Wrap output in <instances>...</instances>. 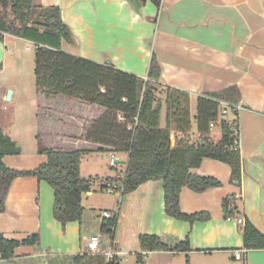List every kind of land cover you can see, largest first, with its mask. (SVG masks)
<instances>
[{
	"label": "crops",
	"instance_id": "obj_1",
	"mask_svg": "<svg viewBox=\"0 0 264 264\" xmlns=\"http://www.w3.org/2000/svg\"><path fill=\"white\" fill-rule=\"evenodd\" d=\"M34 1L60 8L62 20L77 41L75 46L62 42L61 48L66 52L109 63L142 78L146 77L155 53L161 69V90L171 87L188 93L189 106L191 94L198 97L231 85H236L240 92L237 105L241 110L237 113L232 109L236 118L233 121L238 122L240 181L232 180L230 166L216 159L204 158L198 167L190 168L191 173L214 177L221 183L203 192L182 187L181 211L206 212L208 216L193 222L165 213L160 180L140 184L127 193L115 211L117 220L110 234L113 246L117 245L116 232L124 221L130 236H124V227L118 236L124 245L132 242L133 250H127L134 254L132 264H139L136 254L141 251V234L166 235L180 241L188 236L190 245L186 253L171 249L143 252L141 264H264V249L246 250L241 231L249 220L264 234V0H162L160 9L149 0ZM32 44L31 40L10 34L0 39V105L3 110L6 108L8 90L12 92L9 102L13 104L9 115L0 114V129L4 132L8 115L11 124L7 135L21 150L18 155L4 156V163L14 169L32 170L45 162L46 155L38 152L39 135L45 146L84 150L82 158L91 161L113 153L123 169L112 177H123L128 153L84 138L88 127L105 109L64 96L48 99L38 92L34 67L32 74L29 71L34 55L26 54L30 48L35 50ZM159 100L160 119L165 127L163 94ZM214 128L216 125L210 128V137L217 142L220 138L212 132ZM195 134L197 138V131ZM225 197H231L232 218H224ZM53 201V189L44 180L19 176L12 181L5 209L0 212V233L15 240L38 233L39 245L17 246L11 259L0 256V264H39L51 253L86 251L82 242L89 238L85 235L89 225L104 234V217L90 222L82 216L81 222H67L62 227L53 216ZM238 218L243 223H238Z\"/></svg>",
	"mask_w": 264,
	"mask_h": 264
},
{
	"label": "trees",
	"instance_id": "obj_2",
	"mask_svg": "<svg viewBox=\"0 0 264 264\" xmlns=\"http://www.w3.org/2000/svg\"><path fill=\"white\" fill-rule=\"evenodd\" d=\"M144 3L147 0H139ZM158 9L162 0H149ZM10 34L31 40L37 44L34 50V75L37 91L46 98L57 96L95 104L105 109L104 114L93 121L85 133V140L109 146L113 151L127 152L128 160L123 177H108L105 181H123V194L130 193L144 182L160 180L164 193L165 213L175 219L193 222L206 220V212L183 213L179 205L183 186L195 192H203L221 183L214 177L191 173L204 158L227 163L231 179L240 181V153L235 149L237 120L229 123L219 120L220 101L237 105L240 92L236 85L198 96L194 117L198 136L192 140V122L189 113V95L179 89L166 87L161 90L160 64L152 53L147 80L133 73L101 64L62 50V42L77 44L68 25L62 20L58 6H42L34 0H0V39ZM164 95L166 124L160 126L161 101ZM234 110V109H233ZM210 123L221 130L219 141L210 137ZM38 152L46 155V161L32 170H18L7 166L3 157L20 154V147L0 129V212L12 181L19 176H34L46 181L53 189V216L62 227L67 222H81L84 207L82 194L90 191L95 180L80 173L84 150H64L47 147L36 136ZM103 181V182H105ZM231 197L222 202L224 218H232ZM117 214L102 223L101 231L112 234ZM246 250L264 249V234L251 221L241 228ZM142 263L143 252L156 250H190L188 236L179 240L171 236L141 234L138 237ZM20 245L38 248L39 234L32 233L22 240L7 239L0 233V256L9 260ZM50 253V252H49ZM39 264H114L106 262L101 254L88 251L51 253Z\"/></svg>",
	"mask_w": 264,
	"mask_h": 264
},
{
	"label": "rangeland",
	"instance_id": "obj_3",
	"mask_svg": "<svg viewBox=\"0 0 264 264\" xmlns=\"http://www.w3.org/2000/svg\"><path fill=\"white\" fill-rule=\"evenodd\" d=\"M35 3V1H34ZM26 54L29 55L30 57H33L34 55V49L30 48L29 50H26ZM34 67V63H32L31 69L29 68L30 73L32 74V68ZM27 68V67H26ZM28 71V69H27ZM33 79V78H32ZM191 104L189 106V113L191 117V122H192V129H191V138L192 140L196 139V127H195V122H194V117L196 115V108H197V101L194 100L196 99L197 96L191 94ZM163 99V98H161ZM6 108L3 110V106L0 105V114L4 113L9 115V112L12 111L13 104L7 100L6 102ZM6 115V118L4 119V126L3 127V133L7 134V130L11 124V119ZM219 120H225V121H233L235 118L234 113L232 112L231 109H228L226 113L219 112L218 116ZM162 119V118H161ZM160 119V126H163V122ZM1 127V125H0ZM18 129H16L17 131ZM211 132V130H210ZM214 134L218 136L217 138H220L222 135L221 130L219 126L216 124V128L213 129ZM15 136V135H14ZM82 164L80 166L81 168V174L83 176H92L95 178L92 187H91V195H87L88 192H85L82 194V205L85 208V213L83 212V219H88V221H96V220H102L103 218V212L108 211L114 213L117 209L118 206H120V203H123L127 197V193L120 194L119 190L114 192V193H108L105 190H101V185L103 181H105L108 177L112 176H117L118 174L121 173V169H123V166L121 164H114L112 165L110 163V157L109 153L105 155L103 159L94 158V161H91L90 159L87 160L86 158H82ZM116 169V170H115ZM97 174V175H96ZM85 214V215H84ZM124 227L125 230V237L130 236V231L128 230V225L122 221L119 225V228L116 232V237L114 239V242H116V247L113 246V248L118 249L120 248L123 251V259L120 262V264H132L133 262V257L134 254L131 252H127V250H133L132 248V242L127 243V245L122 244L119 239L120 237L118 236L120 233V229ZM95 234H100L102 237V243L105 246H110V242H113V240L110 239V233H104L103 235L99 233L92 225H89V227H86L85 235L90 236L92 233ZM85 243L86 241L84 240L82 242V248L85 249Z\"/></svg>",
	"mask_w": 264,
	"mask_h": 264
},
{
	"label": "built area",
	"instance_id": "obj_4",
	"mask_svg": "<svg viewBox=\"0 0 264 264\" xmlns=\"http://www.w3.org/2000/svg\"><path fill=\"white\" fill-rule=\"evenodd\" d=\"M33 47L36 48L37 44L33 42ZM144 80H147V77L144 78ZM228 109H234L237 113L239 110H241V107L238 105H230L227 102L220 101V111L222 113H226ZM215 126V123H210V128ZM235 133L237 134V138L235 140L236 147L235 149L238 148V143H239V134H238V127L235 129ZM110 157V163L112 165L116 164V157L111 153L109 155ZM123 181H105L103 182L102 188L108 193H114L119 190L120 194L123 192ZM103 217L106 219L112 218L114 215H116V212H108L104 211ZM238 223H243V219L238 218L237 220ZM85 248L86 251H88L91 254H101L104 258L105 261L109 262L111 260L115 261H120L124 257V253L120 249H115L113 248L112 242L110 243V246H103L102 240H101V235L100 234H92L89 236L85 243ZM236 258H239L240 254L238 252L235 253Z\"/></svg>",
	"mask_w": 264,
	"mask_h": 264
},
{
	"label": "water",
	"instance_id": "obj_5",
	"mask_svg": "<svg viewBox=\"0 0 264 264\" xmlns=\"http://www.w3.org/2000/svg\"><path fill=\"white\" fill-rule=\"evenodd\" d=\"M11 90H8L7 91V93H6V96H5V98H6V100H9L10 99V97H11ZM89 192V191H88Z\"/></svg>",
	"mask_w": 264,
	"mask_h": 264
}]
</instances>
